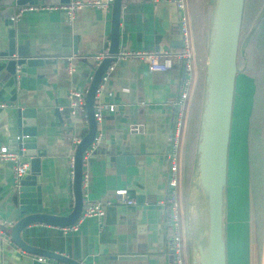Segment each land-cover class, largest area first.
I'll return each mask as SVG.
<instances>
[{
  "label": "crops",
  "instance_id": "crops-1",
  "mask_svg": "<svg viewBox=\"0 0 264 264\" xmlns=\"http://www.w3.org/2000/svg\"><path fill=\"white\" fill-rule=\"evenodd\" d=\"M16 1L0 0V14L7 9L14 12L18 8ZM263 4L264 0H256L255 4L244 0L241 28L245 27L246 14L248 17L257 14ZM35 5L59 4L39 0L31 4ZM110 6L102 10L83 8L70 23L58 11L25 12L12 26L15 42L17 46L25 43L23 52L34 53V59L41 62L10 69L6 67V61L0 59V103L10 106L0 110V146L18 153L14 145L16 112L29 109L33 116L26 122L34 131L32 141L36 149L44 153L39 157L40 173L35 178V184L40 188V211L37 213L65 217L73 208L68 159L70 155L73 157L75 150L72 141H80L87 124L85 111L70 115L66 95L69 90L81 92L86 89L87 92L97 68L93 67L92 58L105 46L108 50ZM178 17L179 12L171 0H121L117 53L121 50H178ZM5 23V16L0 15V52L7 45L9 27ZM67 58H70L69 63ZM200 58L197 77L191 79L190 94L196 90L200 73L203 78L204 54ZM69 65L74 68L73 73L67 72ZM181 75L178 64H172L165 71H151L145 62L135 58L115 63L95 94L93 107H99L101 116L95 134L100 135L101 142L95 153L82 162V207L77 220L70 225L75 230H68L70 226L63 231L64 228L35 223L19 235L25 245L77 264H171L167 207L159 203L165 199L167 189V162L165 168L162 166L171 126L167 103L176 97ZM252 95L244 123L245 180L238 193V197H244L243 215L237 212L241 201L237 202L235 196L238 185L232 182V205L236 209L232 210L231 218L228 217L231 123L229 129L226 264H264V120L258 105L252 103ZM200 102L201 90L198 88L192 101L193 139H196ZM189 103L183 107L181 145L185 141ZM118 157L120 160L117 161ZM20 158L28 164L27 158ZM14 184L10 165L0 164V264L3 261L7 264H64L24 252L9 239L8 229L21 217L18 218L11 203ZM116 189L126 190L134 205L106 206L100 221L95 217L80 218L85 202H102ZM179 208L182 217L183 207ZM31 213L34 212L26 214ZM240 225L244 226L243 233L237 230ZM181 233L182 259L188 264L183 222ZM37 258L42 261L38 262Z\"/></svg>",
  "mask_w": 264,
  "mask_h": 264
},
{
  "label": "water",
  "instance_id": "water-1",
  "mask_svg": "<svg viewBox=\"0 0 264 264\" xmlns=\"http://www.w3.org/2000/svg\"><path fill=\"white\" fill-rule=\"evenodd\" d=\"M39 0H17L16 7L35 4ZM70 0H50L51 4L64 5ZM121 0H112L110 6V33L108 56L97 66L90 78L84 100L86 133L76 145L73 153L72 192L74 204L65 217L37 213L40 211V188L35 184L39 175V157L43 152L36 149L32 138V127L26 119L32 111H17L16 136L14 145L18 155L27 158L28 167L14 184L11 203L15 207L18 220L8 229L11 242L22 251L60 261L77 264L65 257L41 251L25 245L19 235L21 231L35 223L59 228H67L78 218L81 211L82 154L90 146L96 133L97 123L93 118V104L100 77L114 60L118 48V18ZM209 18L204 51L203 78L199 123L196 133L190 176L184 204V232L188 247V264H226V161L229 129L233 109L235 79L238 74L237 55L241 30L244 0H207ZM13 9L0 15L6 18L7 45L0 52V59L6 67L24 68L32 63L34 53H25V43L15 42L13 23L8 17ZM180 48V41L176 43ZM29 56V59H25ZM113 56V58H112ZM9 69V70H10ZM25 119V120H24ZM120 160V157H118ZM167 156L162 159L166 167ZM27 212H34L26 214ZM1 264H7L3 261Z\"/></svg>",
  "mask_w": 264,
  "mask_h": 264
},
{
  "label": "built area",
  "instance_id": "built-area-1",
  "mask_svg": "<svg viewBox=\"0 0 264 264\" xmlns=\"http://www.w3.org/2000/svg\"><path fill=\"white\" fill-rule=\"evenodd\" d=\"M112 0H93V1H80L72 0L64 5H35V6H21L16 8L13 14L8 18L11 23H16L20 15L25 12L32 11H47V12H62L65 16L66 22L73 21L75 14L83 8L87 9H105L111 5ZM176 10L179 12L178 17V34L180 38L181 47L174 52L167 51H147V52H133L121 50L119 51L114 60L108 65L103 74L100 77L98 86L100 87L108 77V74L113 70L115 63L126 59H138L147 64L151 71H165L169 69L172 64H178L181 69V77L179 79L178 91L176 97L167 103V107L171 112V126L168 136V148L166 152L167 156V168H166V197L159 204L167 207V229L170 240V256L171 264H184L182 259V217L179 208V201L177 200V174H178V156H179V142L181 135V128L183 125V107L187 103L191 88V79L189 78V72H191V62L193 58L192 46L190 42V36L187 27V18L185 16V0H171ZM107 45V44H106ZM107 57V48H105L93 56L92 65L97 67L102 60ZM70 62V58H67V63ZM68 73H73L74 68L69 65L67 67ZM97 93V91H96ZM86 89L79 92L75 90H69L66 97L68 99V110L70 115L84 114V96ZM5 104L0 103V110L8 108ZM109 110L111 108L109 107ZM93 118L95 123H99L101 116L99 114V107H93ZM101 142L100 135L95 134L92 143L82 154V162L90 155H93ZM79 140H73V150ZM70 178L72 177L73 157L70 155L69 159ZM0 164H8L11 167L12 179L14 183L21 178V176L27 170L28 164L21 160L18 153L10 151L7 147L0 146ZM110 205H134V201L127 196V192L124 189H116L105 196L102 202H85L82 208L81 217H95L97 220L104 215V208ZM64 228L63 231H66ZM68 230H75L74 226H70ZM38 262H41V258H37Z\"/></svg>",
  "mask_w": 264,
  "mask_h": 264
},
{
  "label": "rangeland",
  "instance_id": "rangeland-1",
  "mask_svg": "<svg viewBox=\"0 0 264 264\" xmlns=\"http://www.w3.org/2000/svg\"><path fill=\"white\" fill-rule=\"evenodd\" d=\"M250 1V0H249ZM205 6H207V0L204 2ZM251 6V5H249ZM201 8L198 7L197 0H185V16L187 18V27H188V32L190 36V42L192 46V62H191V72H189V78L192 79V77H197V62L199 60V57L197 56V47L200 45V41L202 38V35L204 36V40H206L205 32H203V25H201V28H198L199 26V21L200 17L197 19L198 16H201L200 14ZM249 15V14H248ZM246 14L245 16V25H246V30L249 26V24L254 20L255 18L260 19V16L257 14L249 16ZM258 16V17H257ZM197 19L196 25H195V20ZM252 22V23H253ZM256 24V20L254 22ZM243 29V28H241ZM245 31V30H244ZM248 32V30H247ZM246 32V34H247ZM250 32V30H249ZM250 34V33H249ZM195 35V39H194ZM245 38V37H244ZM247 46H238L239 50V70L244 67L243 60L245 59L244 57V50L246 52V47H248V51L251 48L253 51L257 52L260 50V48H257L258 41L255 39L253 43L251 41L247 42ZM250 47V48H249ZM250 57H252L251 61L254 63L255 59L254 57L256 56L255 54H252L250 51L248 52ZM203 59V58H202ZM200 58V60H202ZM245 61V60H244ZM251 63V62H250ZM236 76L235 79V91H234V98H233V110H232V122H231V137H230V154H231V171H230V190L228 192V217H232V210H235L236 207H233L232 205V198L234 197V193L231 196V188H232V182L233 185L234 183L238 185V192L235 195L238 198L239 202V207L237 209V212L243 215V207H244V197H238V193L240 191L241 186L244 183L245 180V164H244V155H243V150H244V138H245V117L247 115L248 108L250 107L251 103V94L252 88H251V81L249 78L242 73H239ZM193 73V76L191 75ZM194 90L191 92L188 101L190 102L189 104V109L191 107V100L194 96ZM187 101V102H188ZM187 104V103H186ZM181 135H180V142H179V156H178V174H177V200L179 201V207H183L182 209V220L184 221V204H185V196L187 192V187H188V181L190 173L189 172V166H190V160H189V155H190V134L186 136V140L184 141L183 145H181ZM181 150V151H180ZM191 169V166H190ZM243 217V216H242ZM241 217V218H242ZM182 221V222H183ZM230 221V220H229ZM244 226L240 225L238 226V231L243 233L244 230L242 229ZM231 230H229V233Z\"/></svg>",
  "mask_w": 264,
  "mask_h": 264
},
{
  "label": "trees",
  "instance_id": "trees-1",
  "mask_svg": "<svg viewBox=\"0 0 264 264\" xmlns=\"http://www.w3.org/2000/svg\"><path fill=\"white\" fill-rule=\"evenodd\" d=\"M191 0H189L190 2ZM252 3L255 4L256 0H251ZM205 0H197V4L198 7L201 8L200 14L201 16H198L197 19L200 17V21H199V26L198 28H201L200 26L203 25V27L201 29H203V32H207V24H208V7L205 6L204 4ZM260 1H258L259 3ZM258 16H260V19L255 18L256 20V24L254 22L250 23L247 30H246V25L245 27L242 26V28L240 30V37H239V44L238 46L242 48V46H247V42L251 41V43L254 42V40L256 39L258 41L257 44V48H260V50H258L257 52L253 51L250 47L249 51L252 54H255L256 56L254 57L255 61L254 63L251 61L252 57H250V55L248 54V47H246V52L244 50V60L243 63L245 64L243 68H241L239 70V53L237 55V69L239 70V73L245 74L249 80L252 83V103L253 105H258L257 107L261 110V119L264 120V4L261 6V8L259 9V12L257 13ZM257 16V17H258ZM197 19L195 20V25L197 22ZM245 30V31H244ZM250 30V32H249ZM247 32V34H246ZM250 33V34H249ZM206 36V33H205ZM245 37V38H244ZM194 39H195V35H194ZM204 49H205V40H204V36L202 35L201 41H200V45L197 47L196 51H197V56L200 58L201 56H203L204 54ZM200 60H198L199 62ZM251 62V63H250ZM201 63V61H200ZM199 78V82L197 80V86H196V90L194 93V96L199 88V91L201 90V81H202V76L201 73L198 76ZM193 96V98H194ZM193 98L191 100V107L189 109V114L186 120V125H185V140H186V136H188L190 134V155H189V160H190V166H191V162H192V155H193V148H194V139L192 137V101ZM255 99V101H254ZM194 106V105H193ZM197 107V105H196ZM197 128V124L195 127V130ZM195 136V134H194ZM190 166H189V172L188 175L190 173ZM189 177V176H188Z\"/></svg>",
  "mask_w": 264,
  "mask_h": 264
}]
</instances>
